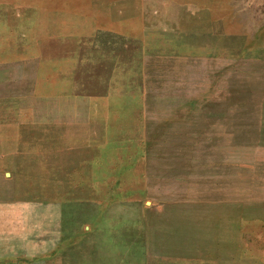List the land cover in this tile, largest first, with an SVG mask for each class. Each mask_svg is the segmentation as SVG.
<instances>
[{
	"label": "rangeland",
	"instance_id": "1",
	"mask_svg": "<svg viewBox=\"0 0 264 264\" xmlns=\"http://www.w3.org/2000/svg\"><path fill=\"white\" fill-rule=\"evenodd\" d=\"M249 8L0 0V264H264Z\"/></svg>",
	"mask_w": 264,
	"mask_h": 264
},
{
	"label": "crops",
	"instance_id": "2",
	"mask_svg": "<svg viewBox=\"0 0 264 264\" xmlns=\"http://www.w3.org/2000/svg\"><path fill=\"white\" fill-rule=\"evenodd\" d=\"M246 2V5L250 7V10L256 9L258 11V15L260 16V20H254L250 22V27L252 29L251 37L246 39L244 42H236L234 43V49H237L238 52L235 53L234 63L232 73L235 74L238 70L242 71L245 69L246 74L250 76L251 83L249 87V97L250 103L249 110L252 116L256 117V122L260 125L264 124V0H242ZM257 8H254L256 7ZM257 15V16H258ZM220 38H223V34L219 32L218 34ZM238 45V47H237ZM242 51H245L243 53ZM242 52V53H241ZM246 66L250 67L249 71ZM244 73V72H243ZM259 82H261V88L259 86ZM260 88V89H259ZM262 92L259 95L260 91ZM260 96V97H259ZM259 98H262V104L255 105V102ZM254 99V100H253ZM252 100V101H251ZM254 101V102H253ZM258 101V100H257ZM257 104V102H256ZM236 127H241L239 121H237ZM240 124V125H239ZM238 127V128H239ZM259 127V126H258ZM257 131V130H256ZM256 132L255 134H257Z\"/></svg>",
	"mask_w": 264,
	"mask_h": 264
}]
</instances>
